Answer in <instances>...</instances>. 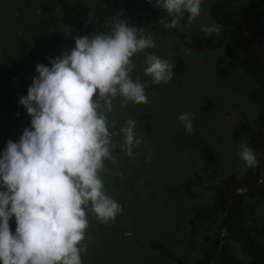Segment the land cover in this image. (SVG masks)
Masks as SVG:
<instances>
[{"label":"rangeland","instance_id":"rangeland-1","mask_svg":"<svg viewBox=\"0 0 264 264\" xmlns=\"http://www.w3.org/2000/svg\"><path fill=\"white\" fill-rule=\"evenodd\" d=\"M47 0H0V141L17 140L30 127L31 117L19 104L27 95L35 72L39 47L49 32L46 16L39 5ZM71 1V0H67ZM90 8L96 0H81ZM134 26L131 20H127ZM214 21L202 7L200 18L192 25L170 32L163 27L143 29L151 34L156 47L145 50L169 63L181 66L167 84L153 85L143 75L145 56L134 57L135 80L146 85L148 104L129 103L111 118L121 124L128 117L137 120L136 136L143 144L134 148L133 157L113 152L116 164L105 162L102 173L105 192L118 202L121 211L114 221L101 223L89 213L91 239L85 240L88 251L83 264H190L207 247L213 237L218 216L210 218L205 209L212 208L213 189L231 173L240 179L247 169L239 158L241 141H232L231 129L251 126L258 107L247 96L255 84L237 63H230L228 73L219 74L226 60L221 59L224 39L205 35L201 26ZM215 23V22H214ZM107 25L105 32L108 31ZM222 30V29H221ZM61 44L53 58L75 47V38L87 35L83 30L61 27ZM180 33L182 36H177ZM193 114L194 133L189 135L178 116ZM116 143L122 137L114 138ZM150 156V160H149ZM182 184H188L184 189ZM4 190V189H0ZM240 188L238 192L243 191ZM244 218L248 226H257L264 207L249 201ZM16 228L15 217L10 230ZM169 247L171 257L152 248L150 241ZM264 242V237L260 239ZM229 244L241 260L249 258L238 245Z\"/></svg>","mask_w":264,"mask_h":264},{"label":"clouds","instance_id":"clouds-1","mask_svg":"<svg viewBox=\"0 0 264 264\" xmlns=\"http://www.w3.org/2000/svg\"><path fill=\"white\" fill-rule=\"evenodd\" d=\"M149 4L153 0H147ZM205 0H155L166 10V30L197 21ZM130 26L122 13L110 18L108 31L75 38V47L38 64L27 95L19 104L31 117L18 142L9 140L0 154V264H83L91 239L89 213L107 224L121 211L106 195L105 162L116 164L119 148L133 157L143 144L136 136L137 120L123 124L111 118L129 103L148 104L146 85L134 80V57L144 54L143 75L153 85L173 78L168 60L145 50L156 47L151 34ZM219 35L216 23L201 26ZM187 134L194 133L193 114L178 116ZM122 137L123 143L114 138ZM239 158L248 169L260 166L259 154L240 144ZM150 160V156H149ZM15 217L16 228L10 230Z\"/></svg>","mask_w":264,"mask_h":264},{"label":"trees","instance_id":"trees-1","mask_svg":"<svg viewBox=\"0 0 264 264\" xmlns=\"http://www.w3.org/2000/svg\"><path fill=\"white\" fill-rule=\"evenodd\" d=\"M136 6L139 0H96L92 8L81 0H47L39 5L40 11L46 16L49 32L45 35L38 53L37 63L45 64L51 67L48 58H53L55 51L61 44L63 32L61 27H73L83 30L88 36L97 32L105 31L110 18L118 12L122 13V18L131 20V23L138 27H163L160 20H168L166 10L160 11L147 0H142L139 6ZM155 2V0H153ZM233 3L234 8L246 25L256 34L258 38V48L262 50L259 53L253 45L251 37L244 31L234 14L221 2H207L202 5L206 8V14L216 24L221 26V38L224 39L223 52L221 59L226 60L221 68H217L219 74L228 73L230 63H237L242 72L253 79L254 86L247 92L248 98L256 104L258 112L255 114L251 126L239 124L231 129L230 137L232 141H241L247 143L258 154L262 147L264 167V143L262 144V135L264 133V0H227ZM186 18L181 22V27L186 26ZM175 32V29L170 30ZM177 36L182 34L177 33ZM181 66L172 69L173 73L179 70ZM258 69V71H257ZM20 139V138H19ZM17 140H12L18 142ZM8 142V141H7ZM7 142L0 141V154L6 148ZM123 143V142H121ZM120 144V143H119ZM240 150V147H239ZM114 152L124 153L119 148ZM260 158V155H259ZM261 163V158H260ZM261 167L246 169L240 179L233 174L227 173L214 187L212 195V208L205 209L207 217L217 213L218 224L221 221L225 226V235L223 243L218 248L219 233L216 232L213 237H208V247L200 253L199 256L192 259L190 264H264V210L259 214L260 223L257 226H248L245 224V216L249 210V201L256 206L261 204L264 207V184L257 188H246L243 191L235 193L233 200L229 204L225 215L224 195L229 187L236 181H243L248 184L257 183L261 179ZM184 189H188V184H182ZM234 241L240 251L248 256L244 261L238 258L231 250L229 244L225 241ZM152 248L168 257L172 256L169 247L160 241H150ZM214 257V260L212 258ZM177 264H184L176 259Z\"/></svg>","mask_w":264,"mask_h":264},{"label":"water","instance_id":"water-1","mask_svg":"<svg viewBox=\"0 0 264 264\" xmlns=\"http://www.w3.org/2000/svg\"><path fill=\"white\" fill-rule=\"evenodd\" d=\"M142 0H139L137 6H139V4L141 3ZM221 2V3H224L226 7H228V9L234 14V17L238 20V22L240 23V25L243 27L244 31L251 37L252 41H253V45H254V48L259 52V53H262V50L260 48H258V38L256 36V34L246 25L245 21L240 17V15L237 13L236 9L234 8V5L232 2L230 1H227V0H205V3L207 2ZM128 5L131 9H134L135 7L131 5V2L128 1ZM153 7L156 9V6H155V2L153 1L152 3ZM160 11H164V9H161ZM258 71V69H257ZM264 143V133L262 135V144ZM259 155H260V158H261V163H260V167H261V179L257 182V183H253V184H248V183H245L243 181H236L235 183H233L229 189L227 190L226 194L224 195V209H223V216L225 215L226 211H227V208L229 206V204L232 202L233 200V195L235 193H238V190L240 188H257V187H260L264 184V167L262 165V160H263V150H262V147L259 149ZM225 226L223 224V222L221 221L220 223V233H219V236H218V239H219V243H218V248H220V246L222 245L223 243V236L225 235ZM214 260V257L212 258L211 261Z\"/></svg>","mask_w":264,"mask_h":264}]
</instances>
